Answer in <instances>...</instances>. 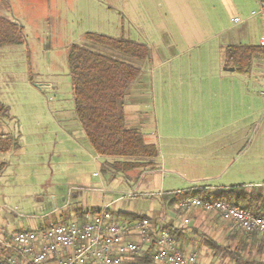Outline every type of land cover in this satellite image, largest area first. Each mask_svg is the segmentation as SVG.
Returning <instances> with one entry per match:
<instances>
[{
    "label": "rangeland",
    "instance_id": "obj_1",
    "mask_svg": "<svg viewBox=\"0 0 264 264\" xmlns=\"http://www.w3.org/2000/svg\"><path fill=\"white\" fill-rule=\"evenodd\" d=\"M96 1L98 6L80 0L78 3L71 0H0V15L15 18L22 26L24 38L22 45L0 48V100L9 107V117L1 119L0 131L15 137L19 144L17 150L0 156L6 163V168L0 174V219L8 224L6 230H38V227L50 222L58 215L54 212L56 205L59 207L68 203L67 195L70 193L67 189L69 185L76 186L78 182L75 178L81 181L85 178L94 179L93 172L99 174L100 178L111 176L88 156L89 152L84 148L86 145L90 149L87 140L81 142V139L75 138L79 137L81 131H76L73 124L76 115L67 65L68 48L73 43L85 44L97 52L124 59L141 68V74L145 77L143 88L135 101L138 107L133 115L144 124L142 129L145 133L150 132V135L147 133V140L154 143L166 157L160 168L152 165L134 171L117 172L116 176L122 178L121 187L136 193L137 197L125 196L123 201L127 203L143 199L142 189L137 187L139 183L140 187L150 190L148 194L155 197L170 187L186 188L188 191L208 185L220 187L218 183L207 181L206 177L212 171L206 160H200L199 167L193 166L197 159L192 156L198 154L195 156L196 152L192 149L195 150L199 144V139L195 137L197 126L193 127L196 108L191 100L192 95L182 98L175 94L178 88L199 85L203 79L196 77V72L210 68L211 33L203 32L200 36L207 42L204 40L197 46L186 42L187 38L197 36V30L175 28L178 13L185 11L182 3L189 1L191 4L193 0H146L147 7L143 0ZM159 1L163 4L161 7ZM130 2L134 5L133 11L128 9ZM189 6L192 8V5ZM187 8L191 21L193 9ZM262 9L264 7L257 0L253 7L245 6L238 12L228 10L220 23L226 28L237 30L244 24H233V16L244 20L251 12ZM58 10L67 14L71 22L60 23ZM251 21L260 23L257 35L264 38V21L261 17L254 16L247 23ZM86 32L123 37L146 44L150 58L140 61L86 42ZM214 54L223 68L222 52L216 51ZM131 87L135 89L136 83ZM135 91H139V87ZM261 91L264 92V86ZM256 94L259 95V89ZM128 97L127 101L131 100ZM262 97V100H258L257 108L263 107V110L249 125L246 157L233 160L225 169L227 179L224 182L228 183L223 186H227L226 189L234 184H242L246 188L252 185L246 180L264 178ZM204 109L208 111L206 105ZM76 123L81 126L78 120ZM68 130H72L71 133ZM260 141L263 150L256 151ZM175 152L182 155H175L176 159L169 156ZM249 154L254 157H248ZM110 158L101 156L99 161ZM157 162L160 163L159 157L155 160ZM251 165H255L257 172L251 169ZM171 166L177 168L178 172L169 171ZM76 169L80 174L78 177L72 176V173L76 174ZM131 173L134 176L128 179L127 175ZM259 181L257 186H261L264 179ZM53 191L58 194L55 195ZM70 204L77 206L72 201ZM224 255L230 259L229 263H234L232 256L227 253Z\"/></svg>",
    "mask_w": 264,
    "mask_h": 264
},
{
    "label": "crops",
    "instance_id": "obj_2",
    "mask_svg": "<svg viewBox=\"0 0 264 264\" xmlns=\"http://www.w3.org/2000/svg\"><path fill=\"white\" fill-rule=\"evenodd\" d=\"M71 1L74 3L79 2V0ZM80 1H85L86 3L89 2L91 6H98L96 0ZM253 1L256 2L257 0H193L190 1L191 4H189V1H184L182 5L185 7V11L178 13L176 18L175 28L178 30L192 28L198 31L196 37L191 36L186 39V42L190 43V45H200L205 40V38L200 36L203 32H210L213 36L211 38L212 52L209 61L210 68L199 69L196 72V77L203 80L199 82V85H187L175 90L176 96H180L182 98L183 96L187 98V96L192 95L191 100L196 108L193 127L195 125L197 126L195 129V132H197L195 137L199 139V144L195 147V150L192 149L196 152L195 156L198 154L196 157L192 156L193 159H197L193 163V166L199 167L200 160H206L210 171H212V174L206 177L207 181L218 183L217 185L220 186L215 187L208 185L203 188H197L202 190L203 193L207 195H216L221 193L223 190H227V186H223L224 183H228L224 182L225 179H227L225 177L227 170L225 171V169L233 160H239L246 157L248 148L245 143L248 138L249 125L253 122V118H257L263 110V107L258 109L257 105L259 103L258 100H262V96H264V92L261 91L264 86V57H255L252 60L251 67L247 72H239L236 71L235 68L231 66L230 61H228L227 54L225 53V47L237 44L259 45L260 41L264 39L263 37L257 35V32L260 29V23L256 21L247 23V21L253 20L254 16L261 17L264 21V16L259 14V11H254L256 14L253 15L251 12V15L247 16L244 20L239 18L240 21L237 23L244 25L237 30L226 28L220 23V19L228 12V10L238 12V10L242 9V7H253ZM128 4V9L133 11V3L130 2ZM143 4L147 7L146 0H143ZM159 5L161 7L163 4L159 1ZM189 5H192V8ZM261 5L264 7V4ZM187 7L193 9L191 21H189L190 14ZM134 10L138 11V9ZM57 14L59 16L58 21L60 23L71 22V18H69L67 14H62L61 10H58ZM6 17L18 23L12 16ZM234 17L238 18L239 16H233L232 18ZM233 24L236 23L233 22ZM205 41L207 42V40ZM216 51H221L223 54V68H221L222 65L219 58L216 54H214ZM148 58H150V50ZM231 67L233 70H230ZM139 69L142 73V69ZM134 83H136V86L139 87V91H135L137 87H135V89H131L132 87H130L129 89L128 95L131 94V96L127 97L131 98V100L129 99V101H127L126 99V104L124 106L125 123L127 125H132L133 127L131 128L137 126L142 132L145 141L152 143L147 140L150 132L146 131L145 133V130L142 129L144 124L137 121L135 115H133L136 113V107H138L135 105V101H137L140 91L143 88L145 77L140 74L139 78ZM258 89L259 95L256 94V90ZM133 94L134 96H132ZM179 101L181 102L182 100ZM205 105L208 107V111H205ZM74 120V123L73 120H71V123L74 124L75 130L78 132L81 131L79 133V137L75 138H77V140L81 139V142L84 141V139L87 140L81 126L79 127L76 123L77 118ZM152 127H154V121ZM71 131L72 130H68L70 133ZM258 146L259 149H256V151H262V141H260ZM84 148L89 152L88 156L92 157L96 166L100 167L102 171H108L111 176L109 178H100L99 174L94 175L95 172H93L92 176L94 179H84L86 185L83 180L81 181L79 178H75V181L78 182H76V186L70 187L69 185L67 189L68 193H70L67 195L68 203L62 204L59 207L56 205L54 212H57L58 215H56L47 224H43L38 228L46 227L53 223L73 220L82 222L84 219V215H82V213H85L90 209L97 210L102 205L108 204L109 209L113 212L114 218L118 221L134 223L144 217L150 220L153 229L167 227L169 230L176 231L173 236L178 241L177 243L180 249L184 253H195L200 264H231L229 263L230 259L228 257L226 258L224 255L227 253L224 251V248L230 247V250H234L238 246L241 247L240 243L242 240L240 234H236L238 231L242 232L245 236H251V234H246L233 226L230 221L222 219L216 213H209L200 208H193L192 210L185 212H175L167 209L163 195L166 193L188 191L186 188L170 187L167 190L162 191L164 193L162 196L157 194V197H155L152 194H148V191L150 190L143 189L140 187L141 183H139L137 187L138 189H142L141 196L143 199H135L134 201H127L126 203V201H123V197L126 196L134 198L136 193H131V190H128L127 188L126 191V189L121 187L122 178L121 176H116L119 172H115L111 167V164L117 159L109 157L110 159H105L101 162L99 161L101 156L96 155L93 151L91 152V147L89 149L86 145H84ZM159 154H161V156L158 155L160 163H155L156 168H160V166H162L166 157L162 152H159ZM175 155L181 156L182 154L180 152H175L169 156L174 157ZM248 157L254 156L249 154ZM176 158L177 157H174V159ZM135 169L138 168L131 170L134 171ZM251 169L256 171L255 165H251ZM258 169L262 170V168ZM176 170L177 168L175 167L169 168V171L171 172L177 173L178 171ZM74 172L76 174L74 175L72 173V176L78 177L80 175L78 173V169ZM151 172L154 171H150L149 173ZM127 176L128 179H131L134 174L131 173ZM262 179L264 178L252 177L251 180H246L248 183H252V185L246 188L244 187V189L247 192L253 190L257 194L264 196V181L261 182L263 183L261 186H257L260 184L259 180ZM235 186H242V184H234V187ZM256 188L259 190L256 191ZM53 193H55V195L58 194L56 191H53ZM54 198L56 200V197ZM71 201L75 202L77 206H69L71 205ZM262 210H264V206H261L260 211ZM54 212L52 214H54ZM120 213H126L131 217H138V219H124L120 216ZM185 218L189 220L188 224L183 223ZM7 227L8 224H6V222L4 223L0 219V230L2 231L0 237L9 239L14 232H17L6 230ZM256 234V237L259 240H264V234ZM135 237V235L131 236V238ZM250 241L249 237L247 242ZM232 245L233 247H231ZM247 249L250 253L246 251ZM243 250L244 251H242L241 256H243L244 259L264 263V244L262 242L259 241L252 245L250 244V246L244 247ZM149 251L151 254L153 253L152 249H148L125 260L122 264H134L138 258L142 257ZM0 253L2 254L0 259L9 255L8 250L2 248L1 245ZM260 258L263 259L260 260ZM152 261V264H158L153 260V258Z\"/></svg>",
    "mask_w": 264,
    "mask_h": 264
},
{
    "label": "trees",
    "instance_id": "obj_3",
    "mask_svg": "<svg viewBox=\"0 0 264 264\" xmlns=\"http://www.w3.org/2000/svg\"><path fill=\"white\" fill-rule=\"evenodd\" d=\"M84 39L86 42L140 61L146 60L149 56L147 45L123 37L115 38L86 32ZM23 43L22 26L0 15V48L19 46ZM225 53L231 66L236 71L244 73L250 69L255 57H264V47L246 44L230 45L225 47ZM67 65L71 77L74 112L92 151L98 156L117 158L111 164L115 172H126L134 168L155 165L159 155L157 146L146 142L138 128H130L125 124L126 98L131 85L141 74L140 69L124 59L97 52L85 44L77 43L71 44L68 48ZM8 117L9 107L0 100V121ZM18 148V140L15 137L0 131V156ZM5 168L6 163L0 157V174ZM163 197L167 209L175 212L181 211L178 207L180 202L192 197L223 200L231 206L241 207L253 214H257L261 206H264V196L253 190L247 192L242 186L229 187L216 195H207L198 189L166 193ZM95 211L97 210L90 209L82 215ZM120 216L124 219H138L126 213H120ZM163 229L172 236L176 233L167 227ZM236 234H240L241 247L238 246L239 248L236 247L234 250H230V247L224 248V251L234 258V264H264L249 261L241 256L244 247L259 241L264 244V240H259L256 233L245 236L238 231ZM249 237L251 241L247 242ZM246 251L249 252L248 249ZM152 262V254L149 251L138 258L134 264H152Z\"/></svg>",
    "mask_w": 264,
    "mask_h": 264
},
{
    "label": "built area",
    "instance_id": "obj_4",
    "mask_svg": "<svg viewBox=\"0 0 264 264\" xmlns=\"http://www.w3.org/2000/svg\"><path fill=\"white\" fill-rule=\"evenodd\" d=\"M263 4L264 0H258ZM264 16V10L258 12ZM252 14H256L254 11ZM239 22V18H231ZM259 45L264 47V39ZM97 175V173H94ZM264 186V184H263ZM164 193L159 192L162 196ZM181 211L200 208L216 213L246 234H264V210L253 214L223 200L188 198L179 203ZM189 220L185 218L184 224ZM135 235V238H131ZM9 255L0 264H122L140 252L152 249L158 264H200L193 252L184 253L165 229H153L148 218L134 223L118 221L108 204L84 214L82 222L53 223L38 230H20L9 239L0 237Z\"/></svg>",
    "mask_w": 264,
    "mask_h": 264
},
{
    "label": "water",
    "instance_id": "obj_5",
    "mask_svg": "<svg viewBox=\"0 0 264 264\" xmlns=\"http://www.w3.org/2000/svg\"><path fill=\"white\" fill-rule=\"evenodd\" d=\"M230 70H233V68L231 67Z\"/></svg>",
    "mask_w": 264,
    "mask_h": 264
}]
</instances>
